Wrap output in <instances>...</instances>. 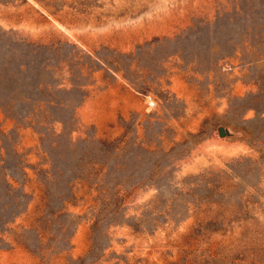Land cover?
Here are the masks:
<instances>
[{"label":"rangeland","instance_id":"374dc122","mask_svg":"<svg viewBox=\"0 0 264 264\" xmlns=\"http://www.w3.org/2000/svg\"><path fill=\"white\" fill-rule=\"evenodd\" d=\"M0 264H264V0H0Z\"/></svg>","mask_w":264,"mask_h":264},{"label":"water","instance_id":"95a60500","mask_svg":"<svg viewBox=\"0 0 264 264\" xmlns=\"http://www.w3.org/2000/svg\"><path fill=\"white\" fill-rule=\"evenodd\" d=\"M219 132H220L222 135H225L226 130H225L224 127H220V128H219Z\"/></svg>","mask_w":264,"mask_h":264}]
</instances>
